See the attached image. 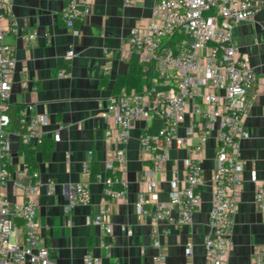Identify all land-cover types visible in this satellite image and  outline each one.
<instances>
[{"label":"built area","instance_id":"obj_1","mask_svg":"<svg viewBox=\"0 0 264 264\" xmlns=\"http://www.w3.org/2000/svg\"><path fill=\"white\" fill-rule=\"evenodd\" d=\"M139 1L123 0L128 6ZM13 2L0 0V264H58L51 259L41 234L37 199L42 185L40 174L37 170L30 171L24 159L16 171L10 167L9 127L13 116L9 99L17 56L8 37L15 36L25 44L37 38L36 32L21 30ZM257 10L254 0H154L148 23L145 26L136 24L130 29L127 44L131 52L138 55L143 69H151L152 76L141 91L124 90L113 95L101 110L100 115L109 124L106 136L111 145L105 160L106 173L104 176L98 173L97 177L102 178L106 196L115 201L125 200L127 144L136 122L144 121L140 146L151 161V170L139 181L141 189L135 212L146 216L150 222V238L157 252L149 264H164L166 260L161 237L169 232L167 224L182 226L194 220L202 202L199 192L202 154L214 131L216 163L211 178L208 229L203 236V264H228L245 170L238 141L248 136L243 117L250 107V90L258 82L248 57L233 44V31L240 22L253 18ZM91 12L89 1L71 0L63 12V20L76 35L79 33L76 24L84 21ZM3 20L8 22L3 24ZM74 55L73 49L66 52L67 57ZM59 74L66 76L68 71L61 69ZM22 84H28L26 76ZM50 119L49 113L38 112L34 103L24 104L17 112L20 143L36 146L42 142L48 133L46 127ZM155 119L160 120V126L150 131ZM186 121L189 138L178 137L179 129ZM52 135L54 140H60L59 129ZM175 140L187 150L183 176L170 179L168 200H161L159 183L153 175L165 167ZM90 163L91 156L84 164L88 178ZM11 179L21 192L20 201H11L5 194ZM48 185L54 186L52 182ZM254 199L264 212V175L257 180ZM87 200L86 185L78 184L66 211L75 204L87 203ZM175 207L176 216L173 214ZM109 211L110 208L103 207L91 219L92 224L107 233L113 230ZM17 220L21 222L22 232L18 230ZM123 229L132 233L130 228ZM104 246L110 256V245ZM185 254H192L190 242L185 247ZM82 264H103L102 257L87 253ZM113 264L122 263L114 258ZM251 264H264V244L256 247Z\"/></svg>","mask_w":264,"mask_h":264},{"label":"crops","instance_id":"obj_2","mask_svg":"<svg viewBox=\"0 0 264 264\" xmlns=\"http://www.w3.org/2000/svg\"><path fill=\"white\" fill-rule=\"evenodd\" d=\"M70 1L13 2L21 30L36 32L37 38L25 44L15 36L8 37L17 56L9 99L10 113L15 117L9 127L12 145L10 167L16 171L24 159L15 113L24 104L34 103L38 112H47L51 118L45 136L51 142V151L45 155L40 151L36 154V170L42 182L37 198L38 216L51 259L58 264H82L83 257L90 253L100 255L103 264H113L114 258L122 264H149L157 248L150 238L149 219L135 212V202L141 189L139 181L151 170V161L140 146L144 121L136 122L127 144L125 200L115 201L106 196L102 178H88L84 164L91 156V162L94 159L99 163L98 173L102 176L106 173L105 160L111 142L106 136L108 121L100 112L111 96L128 86L130 80L119 76L127 74L133 55L127 44L129 32L136 24L145 26L148 23L154 0H140L132 6L125 5L123 0H87L92 12L76 24L79 29L76 35L63 20V12ZM76 1L81 3L83 0ZM254 2L258 7L254 17L240 22L233 31V44L248 57L258 82L250 90V107L243 117L248 136L238 141L245 170L228 264H251L256 247L264 244V212L254 199L257 180L264 175V0ZM7 22L2 21L3 24ZM69 49L75 51L73 57L66 56ZM107 52H110L109 56ZM61 69H66L68 75L61 76ZM25 76L28 79L26 86L22 84ZM134 84L130 85L131 88ZM186 125L187 121L179 129L178 137L189 138ZM56 129L60 130L58 141L52 135ZM215 133L208 138L201 159V205L191 224H167L169 232L161 237L162 248L166 252L164 264L204 262L203 236L208 229L211 178L216 163ZM190 140L196 141L195 138ZM186 155L185 146L175 140L165 167L154 173L161 200H168L170 179L183 176ZM50 182L54 184L53 188L48 185ZM78 184H85L88 189L87 203L75 204L67 212L65 207L76 195ZM5 194L11 201L22 199L13 179L8 182ZM103 207L110 208L111 233L91 223ZM173 214L177 215L176 207ZM123 227L130 228L132 233L128 234ZM18 230L23 231L21 225ZM188 242L192 244L190 256L185 254ZM105 244L110 245V256L106 253Z\"/></svg>","mask_w":264,"mask_h":264},{"label":"trees","instance_id":"obj_3","mask_svg":"<svg viewBox=\"0 0 264 264\" xmlns=\"http://www.w3.org/2000/svg\"><path fill=\"white\" fill-rule=\"evenodd\" d=\"M152 76L151 69H148V71H145L143 69L142 64L139 62L138 55L133 53L131 62H130V68L127 74L119 76V78H125L129 79L127 83V88L125 91H130L132 89L141 91L143 89V84H149L150 83V78ZM135 83L131 88V84ZM17 113H15V116ZM15 117L13 116V119ZM160 126V120L155 119L153 126L150 128V131H155L158 127ZM51 142L47 139H43L42 142L38 144V146H27L24 144H20V151L24 155V161L28 164L30 171H34L38 167V162H37V152L40 151L41 153H44V155L51 151ZM91 174H90V179L95 180L96 176L100 170L99 163L95 161L94 159L92 160L91 164ZM21 223L20 221H18Z\"/></svg>","mask_w":264,"mask_h":264}]
</instances>
